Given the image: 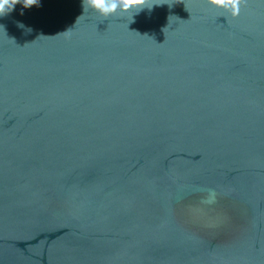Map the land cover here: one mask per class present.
<instances>
[{"label": "water", "instance_id": "1", "mask_svg": "<svg viewBox=\"0 0 264 264\" xmlns=\"http://www.w3.org/2000/svg\"><path fill=\"white\" fill-rule=\"evenodd\" d=\"M0 264H264V0L0 16Z\"/></svg>", "mask_w": 264, "mask_h": 264}, {"label": "clouds", "instance_id": "2", "mask_svg": "<svg viewBox=\"0 0 264 264\" xmlns=\"http://www.w3.org/2000/svg\"><path fill=\"white\" fill-rule=\"evenodd\" d=\"M208 2L218 9H222L238 17L241 6L246 4V0H208ZM23 4L24 8H31L39 4V0H0V16L13 10L17 4ZM148 0H83V7H91L105 17L114 15L118 11H135L139 13L147 5Z\"/></svg>", "mask_w": 264, "mask_h": 264}]
</instances>
